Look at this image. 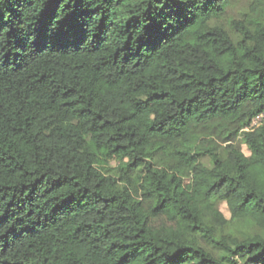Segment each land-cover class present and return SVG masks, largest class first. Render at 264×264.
<instances>
[{
    "label": "trees",
    "instance_id": "obj_1",
    "mask_svg": "<svg viewBox=\"0 0 264 264\" xmlns=\"http://www.w3.org/2000/svg\"><path fill=\"white\" fill-rule=\"evenodd\" d=\"M0 264H264V0H0Z\"/></svg>",
    "mask_w": 264,
    "mask_h": 264
},
{
    "label": "rangeland",
    "instance_id": "obj_2",
    "mask_svg": "<svg viewBox=\"0 0 264 264\" xmlns=\"http://www.w3.org/2000/svg\"><path fill=\"white\" fill-rule=\"evenodd\" d=\"M244 150L247 152V150H246L245 147H244ZM110 165H111V166H114V162H111V161H110ZM186 187L189 188L187 185H186ZM229 206H230L231 212L229 211V208H228L227 205H224V206L222 207L223 212H224L229 218L235 217L236 214H235V205H234V203H230Z\"/></svg>",
    "mask_w": 264,
    "mask_h": 264
},
{
    "label": "built area",
    "instance_id": "obj_3",
    "mask_svg": "<svg viewBox=\"0 0 264 264\" xmlns=\"http://www.w3.org/2000/svg\"><path fill=\"white\" fill-rule=\"evenodd\" d=\"M259 122H260V118H259V119H257L256 121H254V125H258V124H259Z\"/></svg>",
    "mask_w": 264,
    "mask_h": 264
}]
</instances>
